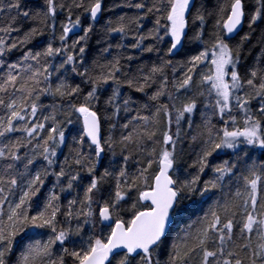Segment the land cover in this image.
<instances>
[{
  "label": "snow or ice",
  "instance_id": "snow-or-ice-1",
  "mask_svg": "<svg viewBox=\"0 0 264 264\" xmlns=\"http://www.w3.org/2000/svg\"><path fill=\"white\" fill-rule=\"evenodd\" d=\"M0 264H264V0H0Z\"/></svg>",
  "mask_w": 264,
  "mask_h": 264
},
{
  "label": "trees",
  "instance_id": "trees-1",
  "mask_svg": "<svg viewBox=\"0 0 264 264\" xmlns=\"http://www.w3.org/2000/svg\"><path fill=\"white\" fill-rule=\"evenodd\" d=\"M43 0H28V5L29 7H31L33 10L37 9L38 7H40L42 5ZM123 0H105V5L106 6H112L113 4L116 3H122ZM197 3H200V0H197ZM207 3L210 5H214L216 3V0H207ZM125 12H130L129 9L127 8H117L116 9V14H122ZM113 13L110 12H105V19L108 17L113 16ZM58 19H63V14L60 15V17ZM105 19H101L100 23L103 24L105 22ZM28 25H25V28H27ZM100 25H97V28H99ZM244 31H247V24H245L244 26ZM98 51H99V45L96 42V38L93 37V39L90 41V46L88 49V58H89V62H91V60L93 58H97L98 56ZM150 59H155L154 57H150L148 55L142 57V61L143 62H149ZM134 96H139V94L133 93ZM199 115L196 116V120L199 122ZM71 141V135H69V142ZM64 153H67V148L65 147L63 149ZM61 159H63V156L61 155L60 157ZM224 159H227V156L223 157ZM258 162H259V152L258 150L255 152V157H254ZM213 162H220L218 160L214 158ZM211 175V172L209 171L207 173V175H205L202 179H207L208 176ZM48 187H51V185L49 184ZM208 196H211V194H207ZM206 199V197H201L198 193L194 194L192 196H189L187 198H185L182 202H181V208L182 211L179 212L178 217H175V225H174V229L175 231H178L180 228H183L185 226L186 223H190L194 220H196L198 217L202 216L204 214L205 211H207L209 205L212 203V200H208V203H202L204 200ZM213 199H215V197H213ZM47 237L44 236L43 239H46Z\"/></svg>",
  "mask_w": 264,
  "mask_h": 264
}]
</instances>
